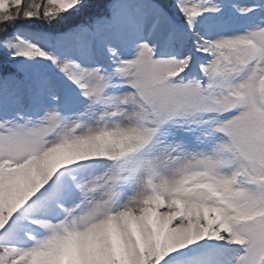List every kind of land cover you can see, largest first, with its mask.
I'll list each match as a JSON object with an SVG mask.
<instances>
[{
    "label": "snow or ice",
    "instance_id": "6c2138e0",
    "mask_svg": "<svg viewBox=\"0 0 264 264\" xmlns=\"http://www.w3.org/2000/svg\"><path fill=\"white\" fill-rule=\"evenodd\" d=\"M0 264H264V0H0Z\"/></svg>",
    "mask_w": 264,
    "mask_h": 264
}]
</instances>
